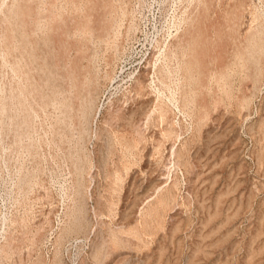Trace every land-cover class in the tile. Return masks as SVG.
<instances>
[{"label": "rangeland", "instance_id": "obj_1", "mask_svg": "<svg viewBox=\"0 0 264 264\" xmlns=\"http://www.w3.org/2000/svg\"><path fill=\"white\" fill-rule=\"evenodd\" d=\"M137 1L0 0V264H264V0Z\"/></svg>", "mask_w": 264, "mask_h": 264}, {"label": "bare ground", "instance_id": "obj_2", "mask_svg": "<svg viewBox=\"0 0 264 264\" xmlns=\"http://www.w3.org/2000/svg\"><path fill=\"white\" fill-rule=\"evenodd\" d=\"M6 1V0H5ZM29 1H31V0H29ZM207 1V0H206ZM222 1V0H221ZM8 2V1H7ZM208 2V1H207ZM2 3H3V1H2ZM32 3V2H31ZM33 3H35L34 1H33ZM196 3V2H195ZM194 3V4H195ZM201 2H199V4H200ZM204 3V2H203ZM239 3V2H238ZM5 4V3H4ZM3 4V5H4ZM92 4V3H91ZM210 4H212V3H210ZM209 4V5H210ZM251 4V3H250ZM254 4V3H253ZM9 5V4H8ZM7 6V5H6ZM39 6V5H38ZM37 6V7H38ZM198 6V5H197ZM200 6V5H199ZM201 6H203V4L201 5ZM204 6H205V4H204ZM9 7V6H8ZM193 7H195V6H193ZM206 7V6H205ZM204 7V8H205ZM208 7H210V6H208ZM222 7V6H221ZM28 8V7H27ZM88 8V7H87ZM231 8V7H230ZM5 9V8H4ZM7 9V8H6ZM40 9V8H39ZM211 9V8H210ZM51 10V9H50ZM233 10V9H232ZM237 10V9H236ZM27 11V10H26ZM208 11V10H207ZM5 12H8V11H5ZM12 12V11H11ZM240 12H242V11H240ZM10 13V12H9ZM38 13V12H37ZM90 13V12H89ZM210 13V12H209ZM1 14V13H0ZM5 14V13H4ZM12 14H14V13H12ZM93 14V13H92ZM106 14V13H105ZM230 14V13H229ZM228 14V15H229ZM9 15V14H8ZM227 15V16H228ZM77 16H79V15H77ZM84 16V15H83ZM85 16H86V14H85ZM89 16V15H88ZM192 16V15H191ZM213 16V15H212ZM5 17V16H4ZM30 17V16H29ZM41 17V16H40ZM90 17V16H89ZM88 17V18H89ZM14 18V17H13ZM107 18V17H106ZM237 18V17H236ZM17 19V18H16ZM188 19V18H187ZM186 19V20H187ZM190 19V18H189ZM193 19V18H192ZM199 19V18H198ZM207 19V18H206ZM230 19V18H229ZM72 20V19H71ZM237 20V19H236ZM16 21V20H15ZM192 21V20H191ZM197 21V20H196ZM196 21H194V22H196ZM216 21V20H215ZM13 22V21H12ZM105 22V21H104ZM185 22V21H184ZM200 22V21H199ZM79 23V22H78ZM90 23V22H89ZM189 24H190V22H188ZM77 24V23H76ZM86 24V23H85ZM187 24V23H186ZM192 24H193V21H192ZM10 25V24H9ZM88 25V24H87ZM191 25V24H190ZM3 26V25H2ZM11 26V25H10ZM102 26V25H101ZM189 26V25H188ZM188 26H186V27H188ZM193 26V25H192ZM93 27V26H92ZM191 27V26H190ZM19 28H20V26H19ZM194 28H195V26H194ZM239 28V27H238ZM253 28V27H252ZM66 29V28H65ZM94 29V28H93ZM93 29H92V31H93ZM189 29V28H188ZM2 30V29H1ZM15 30V29H14ZM56 30V29H55ZM183 30V29H182ZM181 30V31H182ZM194 30V29H193ZM212 30H214V29H212ZM257 30V29H256ZM59 31V30H58ZM69 31V30H68ZM188 30H186V32H187ZM234 31V30H233ZM248 31V30H247ZM253 31V30H252ZM261 31V30H260ZM61 32V31H60ZM97 32V31H96ZM180 29L176 32V34H174V35H172L171 36V38L172 37H176V36H178V34L180 35ZM185 32V33H186ZM189 32H192V31H190L189 30ZM188 32V33H189ZM202 32V31H201ZM9 33V32H8ZM13 33V32H12ZM66 33V32H65ZM257 33V32H256ZM260 33V32H259ZM263 34V33H262ZM262 34H261V36H262ZM1 35V34H0ZM49 35V34H48ZM47 35V36H48ZM204 35V34H203ZM250 35V34H249ZM2 36V35H1ZM66 36V35H65ZM259 36V35H258ZM12 37V36H11ZM243 37V36H242ZM178 38V37H177ZM10 39V38H9ZM15 39V38H14ZM51 39V38H50ZM60 39V38H59ZM176 39V38H175ZM194 39V38H193ZM199 39V38H198ZM203 39V38H202ZM235 39V38H234ZM253 39V38H252ZM3 40V39H2ZM62 40V39H61ZM64 40V39H63ZM239 40V39H238ZM251 40V39H250ZM254 40H255V38H254ZM254 40H252V41H254ZM257 40V39H256ZM43 41V40H42ZM65 41V40H64ZM236 41V40H235ZM49 42V41H48ZM174 42V41H173ZM179 42V41H178ZM191 42V41H190ZM249 41H247V43H248ZM251 42V41H250ZM255 42V41H254ZM257 42V41H256ZM256 42H255V44H256ZM39 43V42H38ZM188 43V42H187ZM198 43V42H197ZM258 43V42H257ZM11 44V43H10ZM9 44V45H10ZM58 44V43H57ZM184 44V43H183ZM249 44V43H248ZM62 45V44H61ZM172 45V44H171ZM179 45V44H178ZM209 45V44H208ZM259 45V44H258ZM122 46V45H121ZM180 46H182L183 47V45H180ZM250 46V45H249ZM255 45L253 44V46L252 47H254ZM263 46V45H262ZM46 47H48V46H46ZM118 47V46H117ZM169 47V46H168ZM168 47L166 48V51H169V50H167L168 49ZM173 47V46H172ZM174 47H175V44H174ZM177 47H179V46H177ZM182 47H179L180 49L182 48ZM186 47V46H185ZM195 47V46H194ZM204 47V46H203ZM259 47V46H258ZM257 47V48H258ZM35 48H36V46H35ZM170 48V47H169ZM183 49V48H182ZM181 49V50H182ZM187 49V48H186ZM253 49V48H252ZM65 50H67V49H65ZM210 50V49H209ZM33 51V50H32ZM165 51V52H166ZM170 52V51H169ZM192 52V51H191ZM261 52V51H260ZM179 53H180V51H179ZM183 53H185L184 51H183ZM182 53V54H183ZM254 53H256V51H254ZM45 54V53H44ZM250 54V53H249ZM35 54H33V56H34ZM170 55H175L177 58H178V55H177V53L176 52H171L170 53ZM170 55H168L169 57H170ZM30 56V55H29ZM191 56V55H190ZM210 56V55H209ZM242 56V55H241ZM240 56V57H241ZM253 56V55H252ZM185 57V56H184ZM256 57V56H255ZM36 58V57H35ZM168 59V58H167ZM173 59V58H172ZM191 59V58H190ZM242 59V58H241ZM32 60V59H31ZM40 60V59H39ZM195 60V59H194ZM246 60V59H245ZM33 61V60H32ZM66 61V60H65ZM187 61V60H186ZM196 61V60H195ZM236 61V60H235ZM240 61V60H239ZM149 62V61H148ZM154 62V61H153ZM188 62H189V60H188ZM29 63V62H28ZM64 63V62H63ZM156 63V62H155ZM180 63V62H179ZM243 63V62H242ZM197 64V63H196ZM261 64V63H260ZM43 65V64H42ZM181 65V64H180ZM234 65V64H233ZM236 65V64H235ZM32 66V65H31ZM80 66V65H79ZM190 66V65H189ZM243 66V65H242ZM245 66V65H244ZM68 67V66H67ZM40 68H41V66H40ZM39 68V69H40ZM81 68V67H80ZM195 68V67H194ZM242 68V67H241ZM244 68V67H243ZM123 69V68H122ZM228 69V68H227ZM246 69V68H245ZM14 70V69H13ZM50 70V69H49ZM56 70H57V68H56ZM71 70V69H70ZM183 70V69H182ZM44 71H45V69H44ZM51 71V70H50ZM85 71V70H84ZM160 71H162V69L160 70ZM188 71V70H187ZM260 71V70H259ZM52 72V71H51ZM163 72V71H162ZM190 72V71H189ZM48 73V72H47ZM168 73V72H167ZM228 73V72H227ZM68 74H70V73H68ZM91 74H92V72H91ZM146 74V73H145ZM186 74V73H185ZM191 74H192V72H191ZM211 74V73H210ZM224 74V73H223ZM97 75V74H96ZM187 75V74H186ZM260 75H261V73H260ZM26 76V75H25ZM50 76V75H49ZM136 76V75H135ZM138 76V75H137ZM47 78V77H46ZM45 78V79H46ZM72 78V77H71ZM248 78V77H247ZM57 79V78H56ZM70 79V78H69ZM153 79H154V77H153ZM222 79H224V78H222ZM31 80V79H30ZM64 80V79H63ZM188 80H189V78H188ZM215 81V80H214ZM222 81V80H221ZM93 82V81H92ZM187 82V81H186ZM50 83V82H49ZM48 83V84H49ZM146 83V82H145ZM196 83V82H195ZM211 83V82H210ZM71 84V83H70ZM186 84H189L188 82L186 83ZM197 84V83H196ZM195 84V85H196ZM35 86V85H34ZM79 86H80V84H79ZM85 86H87V85H85ZM190 86V85H189ZM37 87H39V86H37ZM68 87V86H67ZM80 88V87H79ZM68 89V88H67ZM35 90V89H34ZM80 90V89H79ZM197 90V89H196ZM46 93V92H45ZM96 93H97V91H96ZM38 94H39V92H38ZM41 94V93H40ZM77 94V93H76ZM92 94H93V92H92ZM98 94V93H97ZM37 95V94H36ZM86 95V94H85ZM94 95V94H93ZM199 96V95H198ZM38 97V96H37ZM76 97V96H75ZM78 97V96H77ZM87 97V96H86ZM68 98V97H67ZM79 98V97H78ZM94 98V97H93ZM84 99V98H83ZM246 99V98H245ZM41 100V99H40ZM67 100V99H66ZM97 100V99H96ZM46 102V101H45ZM66 102V101H65ZM49 103V102H48ZM86 104H87V102H86ZM74 106V105H73ZM66 107V106H65ZM92 107V106H91ZM94 107V106H93ZM205 107V106H204ZM25 108V107H24ZM88 108V107H87ZM201 109V108H200ZM80 110V109H79ZM92 110V109H91ZM91 112V111H90ZM93 113V112H92ZM96 113V112H95ZM209 113V112H208ZM84 115V114H83ZM19 116V115H18ZM17 116V117H18ZM16 117V116H15ZM80 117V116H79ZM85 117V116H84ZM87 119V118H86ZM28 126V125H27ZM22 128V127H21ZM27 128V127H26ZM24 131V130H23ZM14 132H16V131H14ZM19 132V131H18ZM21 132V131H20ZM142 138V137H141ZM17 140V139H16ZM173 154V153H172ZM175 154V153H174ZM163 198V197H162ZM163 202V201H162ZM160 203V202H159ZM163 205V204H162ZM156 206V205H155ZM160 207V206H159ZM151 208V207H150ZM148 209V208H147ZM153 209V208H152ZM157 210V209H156ZM155 211V210H154ZM159 211V210H158ZM147 213V212H146ZM159 213V212H158ZM152 216V215H151ZM147 218V217H146ZM154 219H156V218H154ZM148 221V220H147ZM159 223V222H158ZM148 224V223H147ZM161 224H162V222H161ZM86 225V224H85ZM146 225V224H145ZM162 226V225H161ZM160 228V227H159ZM146 229H148V228H146ZM155 229H156V227H155ZM142 230V229H141ZM140 231V230H139ZM134 234V233H133ZM95 258V257H94Z\"/></svg>", "mask_w": 264, "mask_h": 264}, {"label": "built area", "instance_id": "obj_3", "mask_svg": "<svg viewBox=\"0 0 264 264\" xmlns=\"http://www.w3.org/2000/svg\"><path fill=\"white\" fill-rule=\"evenodd\" d=\"M140 1H137L136 0V10H137V13L139 14V19H141L142 18V14H143V10H144V8H143V5H142V3H139Z\"/></svg>", "mask_w": 264, "mask_h": 264}]
</instances>
